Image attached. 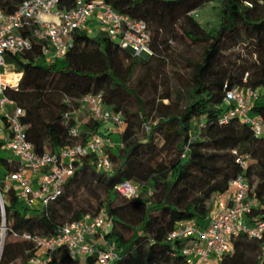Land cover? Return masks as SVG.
Wrapping results in <instances>:
<instances>
[{"label": "trees", "instance_id": "1", "mask_svg": "<svg viewBox=\"0 0 264 264\" xmlns=\"http://www.w3.org/2000/svg\"><path fill=\"white\" fill-rule=\"evenodd\" d=\"M21 1L0 0V8L9 13ZM104 1L146 23L152 55L133 54L100 28L92 35L76 30L67 53L51 63H42L41 43L32 37L29 49L6 55L5 69L21 76L16 88L7 87L5 94L23 109L20 121L35 152L84 143L94 132L110 134L108 126L90 117L80 123L79 137L69 135L77 122L80 98L89 92L100 93L103 105L123 116L125 127L119 137L122 147L106 149L111 171L98 170L93 154L82 157L60 195L46 207L25 205L0 180L6 228L0 264H33L29 259L36 246L22 233L51 236L64 223L95 215L101 208L110 221L104 240L117 249L116 259L108 264H186L182 249L189 239L168 240V233L184 220L203 227L216 195L239 175L256 199L248 222L264 220V135L256 137L250 125L236 117L219 121L226 109L225 91L249 87L258 91L251 114L264 123V11H255L260 1L216 0L221 17L207 30L190 12L215 0ZM58 4L67 10L74 0ZM177 35L198 46L200 54L185 58L187 77L175 73L169 79L164 55ZM239 40L254 59L250 64L247 57L244 63L231 59L222 63L223 47ZM152 60L160 67H153ZM66 112L71 113L67 122ZM140 129L142 137L137 134ZM242 154L250 157L245 168L237 162ZM0 166L5 174L15 171L18 162L0 158ZM124 180L141 187L138 198H126L115 190ZM53 259L55 264L81 263L62 248ZM85 264H95L94 257H87ZM216 264H264V233L260 238L239 234L233 252Z\"/></svg>", "mask_w": 264, "mask_h": 264}, {"label": "built area", "instance_id": "2", "mask_svg": "<svg viewBox=\"0 0 264 264\" xmlns=\"http://www.w3.org/2000/svg\"><path fill=\"white\" fill-rule=\"evenodd\" d=\"M59 0H22L12 12L4 13L0 8V115L3 116L9 131L5 145L17 158L18 168L2 176L5 187L11 186L18 199L25 205L39 203L41 208L60 195L67 177L74 173L76 163L88 154L94 155L98 170L110 172L112 163L106 149L116 151L122 147L120 136L125 120L119 112L103 105L100 93L89 92L80 98V104L90 117L109 127L110 134L103 136L91 133L84 143H75L60 148L56 152L37 153L25 137V126L20 117L23 109L6 94L7 87L16 88L21 73L7 80L5 77L6 55L21 52L31 47V37L40 44L42 63H51L62 58L73 45L76 30H89L90 20L105 30L109 38L136 55H152L149 47L150 33L144 21L132 19L115 11L104 0H74L70 9L59 7ZM258 98V91L249 87H232L225 91L223 101L226 106L220 122L227 123L238 118L250 125L256 137L264 135V123L252 115L250 108ZM77 113V112H76ZM69 112L64 113L66 122ZM69 128L71 137H79L80 122ZM118 136L114 140L112 135ZM250 161L249 154H242L237 162L245 168ZM28 173L35 175L31 178ZM115 190L122 196L135 199L142 192L137 184L124 180ZM149 193V191H148ZM256 206V199L249 194V184L242 175L228 183L225 192L216 195L214 210L206 224L199 227L194 220L179 222L167 235L168 240L188 238L189 244L182 249L186 264H216L218 259L233 252V240L239 234L260 238L264 233V220L248 222V214ZM0 253L6 234L3 205L0 197ZM110 228L107 210L101 208L95 215L64 223L51 236H36L22 233L20 236L31 240L36 253L29 259L33 264H55L53 255L62 248L72 258L94 257L95 264H108L117 257L115 244L105 242L98 246L93 237L103 238ZM15 235V233H14Z\"/></svg>", "mask_w": 264, "mask_h": 264}, {"label": "rangeland", "instance_id": "3", "mask_svg": "<svg viewBox=\"0 0 264 264\" xmlns=\"http://www.w3.org/2000/svg\"><path fill=\"white\" fill-rule=\"evenodd\" d=\"M259 1L260 4L256 6L255 11H264V0ZM190 13L206 30L211 26L216 25L221 17L219 2L216 0L206 3L200 8L191 11ZM95 24L97 25L95 21H92V24L89 27L88 33L91 35L95 34L99 30L98 28L94 27ZM199 54L200 48L198 46L190 44L184 38H181L180 35H177L175 39H171L169 47L167 51H165L164 69L166 76L170 79L175 75V73H179L187 77L189 70L186 65L185 58H198ZM244 57H247L249 60L248 64H250V62L254 59V56L249 55L245 44L241 40L235 42L230 41L229 44H226L223 47L220 54L222 63H226V61L229 59L244 63ZM151 65H153L155 68L160 67L157 60H152ZM4 71L6 72L7 69ZM8 79H10V77H8ZM169 82H172V80H169ZM76 115L81 124H84L88 119H90L88 111L82 106L79 108ZM156 115H158L157 112L154 113V116ZM137 134L138 137H142V130L140 129ZM78 264H82V262Z\"/></svg>", "mask_w": 264, "mask_h": 264}, {"label": "crops", "instance_id": "4", "mask_svg": "<svg viewBox=\"0 0 264 264\" xmlns=\"http://www.w3.org/2000/svg\"><path fill=\"white\" fill-rule=\"evenodd\" d=\"M92 21L94 22V20L91 19L89 22V27L92 24ZM97 25L95 24L94 27L98 28ZM4 73H5V77H6L7 75H9L11 73V71H6V72L4 71ZM8 137H9V131H8L7 124H6L3 116L0 115V158H4L7 161H17V158L15 157L14 153L10 149H8L5 145V140ZM112 137L114 138V140L118 139V136H116L115 134H113ZM3 172L4 171H3L2 167L0 166V180H2V176L4 174ZM28 174L31 178H35V175H33L31 173H28ZM93 239H94V243L98 246H102L106 242V240H104L103 238H98L97 235H95L93 237ZM80 259H81L82 264H85L86 258H80Z\"/></svg>", "mask_w": 264, "mask_h": 264}, {"label": "water", "instance_id": "5", "mask_svg": "<svg viewBox=\"0 0 264 264\" xmlns=\"http://www.w3.org/2000/svg\"><path fill=\"white\" fill-rule=\"evenodd\" d=\"M128 50H130V49H128Z\"/></svg>", "mask_w": 264, "mask_h": 264}]
</instances>
